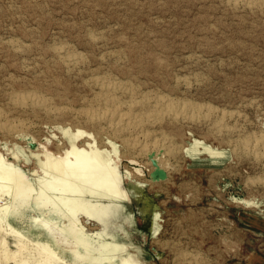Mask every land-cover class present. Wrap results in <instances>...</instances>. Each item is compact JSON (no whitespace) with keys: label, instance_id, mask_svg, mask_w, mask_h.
Wrapping results in <instances>:
<instances>
[{"label":"rangeland","instance_id":"1","mask_svg":"<svg viewBox=\"0 0 264 264\" xmlns=\"http://www.w3.org/2000/svg\"><path fill=\"white\" fill-rule=\"evenodd\" d=\"M227 1L0 0V120L3 123L7 121L6 123L18 124L22 128V131L13 135L0 131V154L6 162L22 170L36 185L38 175L44 176L35 156L39 155L40 159L45 161L40 144L52 152H63L70 148L71 136L84 132L85 134L78 138L79 146L97 145L111 154L113 146L117 148L118 155L113 157L115 160L120 159V170L116 174L112 167L113 162L108 168L115 181L112 189L118 191L122 199H113L107 191L95 193V197L91 196L90 191H83L80 192L81 196L79 193L77 197L73 194L72 198L71 195L64 207V212L73 218L76 217L74 220L85 229L95 231L93 234L89 233L91 236L88 238L92 259H103L101 256L111 259L125 248L123 253L134 254L146 264H264V1ZM247 3H250L249 8ZM55 45H64L71 49L73 54L82 56L81 59L85 60H81L80 68H69L53 53ZM155 58L159 60L153 61ZM121 60L123 62H120ZM108 66L115 69L111 70ZM53 69H56L55 72ZM87 71L92 76L89 72L86 74ZM124 71H127V75ZM38 73L41 76H38ZM60 73L63 77L67 74L64 77L66 79ZM103 76L112 78L113 81H121L134 92L137 91L135 100L167 96L183 103L192 102L191 104L197 105V109L204 107V110L198 111L199 122H194L193 125L192 122H181L182 124L173 123V126L171 122L165 121L150 129L157 133V139L163 145V153L171 150L166 154V157L171 156L167 157L169 164L163 165L166 179L154 176L159 169L152 165L149 154L139 153L127 147L126 140L132 138L131 134L113 135L104 129L103 124L95 125L83 116L88 109L101 110L102 104L97 101L100 89L94 79ZM161 76L165 83L162 82ZM12 79L16 80V84ZM154 79L158 81L155 83ZM151 84L152 86H149ZM34 86L38 88L35 89ZM147 89H152L150 94ZM170 89L173 90L168 93ZM30 91L45 97L49 105L52 103V108H61L62 114L55 117L42 111L22 109L27 112L25 114L20 108H13L11 98L17 93ZM53 91H56V94ZM118 96L122 102L130 100L128 96ZM209 106H212V109ZM208 107L211 113L207 112ZM140 109L136 113L142 114L141 116L152 111L148 105ZM220 115H223V118ZM202 117L206 121L201 120ZM215 125L221 126L222 131L216 129ZM184 133L185 137L182 135ZM258 140L259 148L255 149ZM249 145L251 147L247 148ZM203 146L224 156L209 157ZM246 151L250 155L246 154ZM191 155H196L199 160L205 162L194 164ZM257 155L262 159H258ZM215 160L219 162L214 164ZM136 168L142 171L140 176L134 172ZM126 170L132 173V177H125ZM9 193L8 189L1 193L0 205L12 202L13 198ZM76 198L78 200H75ZM57 200L60 205L62 201L59 198ZM246 202L252 206L248 207ZM76 204L78 206H75ZM61 205L63 206L62 203ZM99 221L101 224L98 226L95 222ZM11 249L15 250L12 242ZM61 257L65 258L66 255L61 254Z\"/></svg>","mask_w":264,"mask_h":264},{"label":"bare ground","instance_id":"2","mask_svg":"<svg viewBox=\"0 0 264 264\" xmlns=\"http://www.w3.org/2000/svg\"><path fill=\"white\" fill-rule=\"evenodd\" d=\"M227 1V0H226ZM236 1V0H235ZM254 1V0H253ZM264 1V0H263ZM228 2V1H227ZM240 2V1H239ZM246 2V0H245ZM224 3V2H223ZM234 3V2H233ZM236 3V2H235ZM242 3V2H241ZM259 3V2H258ZM263 3V2H262ZM229 4V3H226ZM237 4V3H236ZM26 5V4H24ZM239 5V3H238ZM237 5V6H238ZM243 5V4H242ZM245 5V3H244ZM248 8L250 3H247ZM30 6V5H29ZM234 6V4H233ZM240 6V5H239ZM23 7V6H22ZM241 7V6H240ZM243 7V6H242ZM255 7V6H253ZM257 7V6H256ZM255 7V8H256ZM26 8V7H25ZM251 8V7H250ZM264 8V6H263ZM230 9V8H229ZM243 9V8H241ZM259 9V8H258ZM23 10V9H22ZM26 12L28 11L27 9ZM253 10V9H252ZM256 10V9H255ZM237 11V10H236ZM242 11V10H241ZM250 11V10H249ZM25 12V13H26ZM234 12V11H233ZM239 12V11H238ZM237 12V13H238ZM244 12V11H242ZM248 12V11H247ZM255 13V11H253ZM24 13V12H23ZM253 13V14H254ZM258 14V12L256 11ZM25 32V31H24ZM27 34V33H26ZM32 33H30L31 36ZM89 34V33H88ZM97 34V33H96ZM99 34V33H98ZM25 35V34H24ZM95 36V35H94ZM99 37V36H98ZM15 38V37H14ZM90 38V37H89ZM97 38V36H96ZM4 39V38H3ZM9 39V38H8ZM19 39V38H18ZM100 39V38H98ZM7 41V39H5ZM58 40V39H57ZM101 40V39H100ZM103 40V39H102ZM36 41V40H35ZM60 41V40H59ZM58 41V42H59ZM99 40H97L98 42ZM3 42V41H2ZM10 42V41H9ZM17 42V41H16ZM54 42V41H53ZM58 42H55L58 44ZM63 42V41H61ZM101 42V41H99ZM105 42V41H102ZM101 42V43H102ZM8 43V42H7ZM33 43V42H32ZM64 43V42H63ZM89 43V42H88ZM108 44V42H105ZM35 44V42H34ZM54 44V43H53ZM6 45V44H5ZM8 45V44H7ZM43 45V44H42ZM65 45V44H64ZM64 45H55L53 48V53L56 54L62 61H64L69 68L76 69L78 66H81V57L80 55L73 54L70 52L71 49ZM105 46V44H103ZM16 46V45H15ZM28 46V45H27ZM33 46V45H32ZM38 46V45H36ZM35 46V47H36ZM94 47V45H92ZM91 46V48H92ZM107 46V45H106ZM4 47V46H3ZM20 47V46H18ZM8 48V47H7ZM6 48V49H7ZM22 48V47H21ZM37 48V47H36ZM40 48V47H39ZM43 48V47H42ZM96 48V47H95ZM4 49V48H3ZM9 49V48H8ZM38 49V48H37ZM90 49V48H89ZM94 49V48H92ZM99 49V48H98ZM97 49V50H98ZM27 50V49H26ZM33 50V49H32ZM31 50V51H32ZM42 50V49H41ZM76 50V49H74ZM20 51V50H19ZM35 51V50H33ZM79 51V50H78ZM91 51V49H90ZM10 52V51H9ZM36 52V51H35ZM41 52V51H40ZM77 52V51H76ZM80 52V51H79ZM95 52V51H94ZM100 52V49H99ZM103 52V51H102ZM101 52V53H102ZM105 52V51H104ZM103 52V53H104ZM112 52V51H111ZM117 52V51H116ZM116 52H113L114 54ZM12 53V52H11ZM24 53V52H22ZM21 53V54H22ZM102 53V54H103ZM126 53V52H125ZM124 53V54H125ZM27 54V53H26ZM31 54V53H30ZM33 54V53H32ZM86 54V53H85ZM94 54V53H93ZM96 54V53H95ZM100 54V53H98ZM117 54V53H116ZM119 54V53H118ZM117 54V55H118ZM128 54V53H127ZM53 55V54H52ZM92 55V52L91 54ZM89 55V56H90ZM108 55V54H107ZM113 55V54H112ZM116 55V56H117ZM25 56V54H24ZM23 56V57H24ZM28 56V54L26 55ZM55 56V57H56ZM97 56V55H96ZM102 56V55H101ZM100 56V57H101ZM105 56V55H104ZM121 56V55H120ZM119 56V57H120ZM21 57V56H19ZM22 57V60H23ZM110 58V56H108ZM113 57V56H112ZM125 57V56H124ZM137 57V56H136ZM141 57V55H140ZM147 57V56H146ZM25 58V57H24ZM34 58V57H33ZM37 60V57H35ZM49 58V57H48ZM53 58V57H52ZM57 58V57H56ZM58 58V59H59ZM88 59L90 57H87ZM117 58V57H116ZM122 58V56L120 57ZM129 58V57H128ZM54 59V58H53ZM57 59V60H58ZM91 59V58H90ZM96 59V58H94ZM100 59V58H99ZM108 59V58H107ZM126 59V57H125ZM125 59H122L125 61ZM130 59V58H129ZM136 59V58H135ZM138 59V58H137ZM143 59V58H142ZM147 59V58H146ZM155 58L153 61H157L159 59ZM25 60V59H24ZM29 60V59H28ZM85 60V59H84ZM82 60V61H84ZM93 60V58H92ZM98 60V59H97ZM97 60L95 61L97 63ZM110 62L111 59H109ZM120 60V59H119ZM120 62H123V61ZM131 60V59H130ZM40 61V60H39ZM42 61V60H41ZM46 61V60H45ZM44 61V62H45ZM99 61V60H98ZM132 61V60H131ZM136 61V60H135ZM145 61V60H144ZM143 61V62H144ZM147 61V60H146ZM152 61V60H151ZM49 62V61H46ZM56 62V61H54ZM107 62V61H106ZM109 62V61H108ZM115 62V61H114ZM119 62V61H118ZM119 62V63H120ZM154 62V63H155ZM26 63V62H25ZM29 63V62H28ZM32 63V62H31ZM34 63V62H33ZM42 63V62H41ZM86 63V62H85ZM84 63V64H85ZM126 63V62H125ZM129 63V62H128ZM138 63V62H137ZM141 63V62H140ZM159 63V62H158ZM36 64V63H35ZM49 64V63H48ZM57 64V63H56ZM102 64V63H101ZM111 64V63H110ZM118 64V63H117ZM116 64V65H117ZM145 64V63H144ZM31 65V64H30ZM60 65V64H59ZM103 65V64H102ZM105 65V64H104ZM108 65V64H107ZM125 65V64H123ZM134 65V64H133ZM136 65V64H135ZM157 65V64H156ZM48 66V65H47ZM79 66V68H80ZM89 66V65H87ZM131 66V65H130ZM139 66V63H138ZM144 66V65H143ZM46 67V66H44ZM109 68L112 66H108ZM118 66H116L117 68ZM124 67V66H123ZM150 67V66H149ZM155 67V66H154ZM161 68V66H159ZM167 68V66H165ZM30 68V67H29ZM34 68V67H33ZM38 68V67H36ZM41 68V67H40ZM53 68V66H52ZM56 68V67H55ZM60 68V67H59ZM94 68V67H92ZM125 68V67H124ZM131 68V67H130ZM137 68V67H135ZM158 68V67H157ZM158 68V69H160ZM39 69V68H38ZM37 69V70H38ZM50 69V68H48ZM83 69V68H82ZM88 69V68H87ZM107 69V68H106ZM111 70H114L110 68ZM146 69V68H145ZM153 69V68H152ZM156 69V67H155ZM165 69V68H164ZM25 70V69H24ZM33 70V69H32ZM35 70V68H34ZM47 70V69H46ZM55 72L56 69H53ZM59 70V69H58ZM63 70V69H62ZM65 70V68H64ZM102 70V69H101ZM99 70V71H101ZM124 70V69H123ZM142 70V68H141ZM140 69L138 70L141 71ZM150 70V68H148ZM147 70V71H148ZM162 70V68H161ZM28 71V70H27ZM30 71V69H29ZM28 71V72H29ZM50 71V70H49ZM60 71V70H59ZM66 71V70H65ZM85 71V70H84ZM109 71V69H108ZM121 71V69H120ZM128 71V70H127ZM126 71V72H127ZM130 71V70H129ZM151 71V70H150ZM158 70H155V72ZM163 71V70H162ZM182 71V70H180ZM51 72V71H50ZM51 72V74L53 73ZM58 71H56L57 74ZM89 71H87L86 74H88ZM96 73V70L94 71ZM93 72V74H94ZM111 72V71H110ZM119 72V69H118ZM125 72V71H124ZM125 72V73H126ZM131 72V71H130ZM133 72V71H132ZM135 72V71H134ZM168 72V71H166ZM27 73V72H26ZM31 73V71H30ZM29 73V74H30ZM35 73V72H34ZM33 73V74H34ZM48 74V72L46 71ZM44 72V74H46ZM63 73V72H62ZM62 73H60L62 75ZM74 73V71H73ZM77 74V72H75ZM80 73V72H79ZM83 73V72H81ZM90 73V72H89ZM103 73V71H101ZM107 73V72H105ZM113 73V72H111ZM140 73V72H139ZM143 74V72H141ZM159 73V72H158ZM161 73V72H160ZM25 74V73H24ZM42 74V73H41ZM46 74V75H47ZM59 74V73H58ZM85 74V75H86ZM91 74V73H90ZM99 74V73H98ZM96 73V75H98ZM110 74V73H109ZM116 74H118L116 72ZM147 77L146 73H144ZM23 75V74H22ZM27 75V74H26ZM32 75V74H30ZM40 73H38V76ZM121 75V73L119 74ZM118 75V76H119ZM127 75V73H126ZM141 75V74H140ZM159 75V74H158ZM165 75V74H162ZM171 75V74H170ZM41 76V75H40ZM60 76V75H59ZM67 76V74L65 75ZM64 76V77H65ZM71 76V75H70ZM74 76V75H73ZM77 76V75H76ZM87 76V75H86ZM89 76V75H88ZM92 76V74H91ZM101 76V74H100ZM124 76V74L122 75ZM143 76V75H142ZM144 76V77H145ZM152 76V74H151ZM150 76V77H151ZM155 76V75H154ZM166 76V75H165ZM168 76V75H167ZM173 76V74H172ZM184 76V75H183ZM11 77V76H10ZM21 77V76H20ZM35 77V76H34ZM45 77V76H43ZM42 77V80H44ZM55 77V75H54ZM63 77V75H62ZM63 77V78H64ZM72 77V76H71ZM117 77V76H116ZM125 77V76H124ZM132 77V76H131ZM138 77V76H137ZM148 77V78H150ZM157 77V75H156ZM160 77V76H159ZM174 77V76H173ZM172 77V78H173ZM9 78V76H8ZM28 78V77H27ZM26 78V79H27ZM59 78V77H58ZM83 78V77H82ZM90 78V77H89ZM130 78V77H129ZM135 78V76H134ZM133 78V79H134ZM171 78V79H172ZM194 78V77H193ZM25 79V80H26ZM37 79V78H34ZM61 79V78H60ZM66 79V78H64ZM63 79V81H64ZM112 79V78H111ZM109 79L108 77H96L94 79V83L96 86L99 87L100 93L99 96H97V101L102 104V108L99 111H88L86 110L83 113V116L87 118V120L95 125L97 124H103L104 129L108 132H111L113 135H122V134H131L132 138L127 139V147L138 151L139 153H144L151 157V163L152 165L162 171H166L164 169V164L167 163V156L166 154L169 153L171 150H167L166 154H164V149L161 147L163 146L160 144L159 139H157V133L150 130L151 128H155L157 124H160L162 122H171V125L173 123H189L192 122V125L194 122H199V113L198 111L204 110L203 108L197 109V105L189 103H183L179 102L175 99L169 98L167 96H161L157 98H143L144 95H142V100H135V93L132 89H130L129 86H127L125 83L113 81ZM115 79V78H114ZM137 79V78H136ZM141 79V78H140ZM145 79V78H144ZM165 80L164 78H162ZM168 79H170L168 77ZM179 79V78H178ZM188 79V78H187ZM7 80V79H6ZM11 80V79H10ZM13 80V79H12ZM58 80V79H57ZM85 80V79H84ZM92 80V79H91ZM121 80V79H120ZM146 80V79H145ZM155 83L158 81L156 79ZM177 80V79H176ZM182 80V79H181ZM190 80V78H189ZM197 80V79H193ZM1 81V80H0ZM14 81V80H13ZM16 81V80H15ZM14 81V83H15ZM19 81V80H18ZM17 81V82H18ZM33 81V80H32ZM60 81V80H59ZM134 81V80H133ZM153 81V80H151ZM168 81V80H167ZM170 81V80H169ZM173 81V80H172ZM184 81V80H182ZM188 81V80H187ZM11 82V81H10ZM23 82H26L23 80ZM30 81H28L29 83ZM55 82V81H54ZM53 82V83H54ZM126 82V81H125ZM138 82L135 81V83ZM161 82V83H162ZM13 83V82H11ZM22 83V81H21ZM20 83V86H21ZM37 83V82H36ZM39 83V81H38ZM51 83V82H50ZM85 83V82H84ZM83 83V84H84ZM151 83V82H150ZM160 83V82H159ZM165 83V82H164ZM176 83V82H175ZM180 83V82H179ZM182 83V82H181ZM193 83V82H192ZM8 84V83H7ZM16 84V83H15ZM23 84V83H22ZM32 84V83H31ZM45 84V82H44ZM61 84V83H60ZM144 84V83H142ZM141 84V85H142ZM149 84V83H148ZM147 84V85H148ZM201 84V83H200ZM33 85V84H32ZM43 84H41L42 86ZM46 85V84H45ZM57 85V84H56ZM155 86V84H153ZM168 85V84H167ZM183 85V83H182ZM195 85V84H194ZM197 85L198 82H197ZM2 86V85H1ZM8 85H5V87ZM50 86V84H49ZM48 86V87H49ZM54 86V85H52ZM62 86H64L62 84ZM94 86V85H93ZM146 86V85H145ZM149 86H152L149 85ZM161 86V85H160ZM171 86V85H170ZM170 86L168 88H170ZM173 86V85H172ZM176 86V85H175ZM186 86V85H185ZM192 87V85H190ZM200 86V85H199ZM4 87V88H5ZM25 89L26 85L24 86ZM29 87H31L29 85ZM40 87V85H39ZM65 87V86H64ZM132 87V86H131ZM136 87V86H135ZM143 87V86H142ZM148 86H146L147 88ZM156 87V86H155ZM188 87V86H186ZM3 88V87H1ZM16 88V87H15ZM20 88V87H19ZM35 88V86H34ZM38 88V87H37ZM35 88V89H37ZM44 88V86H43ZM55 88V87H54ZM66 88V87H65ZM84 88V87H83ZM90 88V87H89ZM93 88V87H92ZM91 88V89H92ZM97 88V87H95ZM151 88V87H150ZM173 88V87H172ZM177 88V87H175ZM179 88V87H178ZM183 88V87H182ZM8 89V88H7ZM5 89V90H7ZM30 89V88H29ZM46 89V88H45ZM45 89H43L45 91ZM48 89V88H47ZM52 90V87L50 88ZM140 89V88H139ZM143 89V88H142ZM194 89V87H193ZM3 90V89H2ZM1 90V91H2ZM12 90V89H10ZM14 90V89H13ZM23 90V89H22ZM55 90V89H54ZM62 90V89H61ZM138 90V89H136ZM141 90V89H140ZM145 90V89H144ZM148 90V89H147ZM146 90V91H147ZM150 90V89H149ZM148 90V91H149ZM159 90V89H158ZM171 90V89H170ZM173 90V89H172ZM172 90L168 93H171ZM178 90V89H176ZM187 90V88H186ZM25 91V90H24ZM32 91V90H31ZM23 92L20 94H16L11 98V102L13 105V108H20L22 109H28V110H34V111H42L44 113L53 115L55 117L62 114L61 108H52L49 105L48 100L43 97L42 95L38 94L37 92ZM40 92L42 90H39ZM43 91V92H44ZM59 91V90H58ZM66 91V90H64ZM152 89L150 90L149 94L151 93ZM154 91V90H153ZM166 91V90H165ZM8 92V90H7ZM12 92V91H11ZM39 92V93H40ZM42 92V93H43ZM49 92V91H46ZM54 92V91H53ZM56 92V91H55ZM54 92V93H55ZM91 92V91H90ZM140 92V91H139ZM156 92V91H155ZM160 92V91H159ZM183 92V90H182ZM188 92V91H186ZM5 93V92H3ZM9 93V92H8ZM59 93V92H58ZM57 93V94H58ZM62 93V92H61ZM60 93V94H61ZM89 93V92H88ZM96 93V91H95ZM98 93V92H97ZM138 93V92H137ZM142 93V92H141ZM141 93L140 96H141ZM163 93V92H160ZM179 93V91H178ZM184 93V92H183ZM56 94V93H55ZM59 94V95H60ZM65 93H63L64 96ZM92 94V93H91ZM145 94V93H144ZM165 94V93H164ZM173 94V93H172ZM7 95V93H5ZM4 95V96H5ZM10 95V94H9ZM12 95V94H11ZM54 95V94H53ZM97 95V94H96ZM118 95H125L130 98L127 102L120 101ZM153 95V93L151 94ZM186 95V94H185ZM184 95V96H185ZM3 96V94H2ZM3 96V97H4ZM52 96V95H50ZM57 96V95H56ZM91 96V95H90ZM94 96V95H92ZM170 96V95H169ZM183 96V95H181ZM1 97V96H0ZM48 97V96H47ZM55 97V96H53ZM61 97V96H60ZM139 97V96H138ZM179 97V96H178ZM176 95V98H178ZM188 97V96H187ZM58 99V97H56ZM126 98V97H125ZM185 98V97H184ZM9 99V98H8ZM179 99V98H178ZM188 99V98H187ZM54 100V99H53ZM62 100V99H61ZM94 100V99H93ZM184 100V99H183ZM2 100L0 99V102ZM52 101V100H51ZM65 101H67L65 99ZM5 102V101H4ZM9 102V101H8ZM7 102V103H8ZM69 102V101H68ZM81 102V101H80ZM83 102V100H82ZM81 102V103H82ZM62 102H60L61 104ZM85 103H87L85 101ZM3 104V103H2ZM1 104V105H2ZM56 104V103H55ZM70 104V103H68ZM93 104V103H92ZM95 104V100H94ZM11 105V106H12ZM59 105V104H56ZM65 105V104H63ZM62 105V106H63ZM67 105V103H66ZM79 105V104H78ZM84 105V103H83ZM87 105V104H86ZM145 105L150 106L152 111H149L146 115H139L137 114V110L141 107H144ZM208 105V104H206ZM4 106V104H3ZM69 106V105H68ZM76 106V105H75ZM98 106V105H97ZM59 107V106H58ZM78 107V106H77ZM210 107V106H209ZM207 109V112L211 113V110ZM212 107V106H211ZM210 107V108H211ZM2 108V106H1ZM8 108V107H7ZM89 108V107H88ZM97 108V107H96ZM147 108V107H145ZM6 109V108H5ZM12 109V107H11ZM19 109V110H20ZM63 109V108H62ZM68 109V108H67ZM66 109V110H67ZM79 109V108H78ZM84 109V108H83ZM212 109V108H211ZM7 110V109H6ZM15 110V109H14ZM70 110V109H69ZM75 110V109H74ZM85 110V109H84ZM141 110V109H140ZM146 110V109H145ZM216 110V109H215ZM11 111V110H10ZM9 111V112H10ZM18 111V110H16ZM71 111V110H70ZM148 111V109H147ZM214 111V110H213ZM1 112V111H0ZM5 112V111H4ZM7 112V111H6ZM19 112V111H18ZM23 112V111H22ZM25 112V111H24ZM23 112V113H24ZM73 112V111H72ZM79 112V111H78ZM81 112V111H80ZM142 112V111H141ZM204 112V111H203ZM218 112V111H217ZM236 112V111H234ZM15 113V111H14ZM17 113V112H16ZM20 113V112H19ZM27 112H25L26 114ZM34 113V112H33ZM64 113V112H63ZM68 113V112H67ZM223 113V112H222ZM238 113V112H237ZM18 114V113H17ZM42 114V113H41ZM202 114V112H201ZM200 114V115H201ZM206 114V113H205ZM215 114V112H214ZM226 114V112H225ZM223 114V115H225ZM230 114V112L228 113ZM13 115V114H12ZM24 115V114H23ZM31 115V114H30ZM35 115V114H34ZM40 115V114H39ZM46 115V114H45ZM44 115V116H45ZM77 115V114H76ZM212 115V114H211ZM217 115V114H216ZM223 115L221 116L223 118ZM2 116V115H1ZM4 116V115H3ZM22 116V115H21ZM20 116V117H21ZM25 116V115H24ZM23 116V117H24ZM29 116V112H28ZM41 116V115H40ZM42 115V117H44ZM65 116V114H64ZM75 116V115H74ZM206 116V115H205ZM229 116V115H228ZM237 116V115H236ZM8 117V116H7ZM11 117V116H10ZM35 117V116H34ZM37 117V116H36ZM39 117V116H38ZM68 117V116H67ZM70 117V116H69ZM81 117V116H80ZM226 117V116H225ZM22 118V117H21ZM50 118V117H49ZM82 118V117H81ZM207 118V117H206ZM209 118V117H208ZM207 118V119H208ZM238 118V117H237ZM241 118V116H240ZM24 119V118H23ZM71 119V118H70ZM69 119V120H70ZM76 119V118H74ZM203 117L201 118V120ZM227 119V118H226ZM49 120V119H48ZM83 120V119H82ZM205 120V119H203ZM213 120V119H212ZM217 120V119H216ZM4 121V120H3ZM14 121V120H13ZM87 121V122H88ZM206 121V120H205ZM7 122V121H6ZM3 123L0 120V131H6L8 133H17L19 131H22V128L20 125H14L10 123ZM72 122V121H71ZM166 122V123H167ZM226 122V121H225ZM229 122V121H228ZM237 122V121H236ZM75 123V122H74ZM213 122H211L212 124ZM223 122H221L222 124ZM55 124V123H54ZM68 124V123H67ZM82 124V123H81ZM80 124V125H81ZM90 124V123H89ZM220 124V125H221ZM231 124V123H230ZM83 125V124H82ZM88 125V124H87ZM167 125V124H166ZM170 125V126H171ZM185 125V124H184ZM188 125V124H186ZM32 126V125H31ZM66 126V125H65ZM75 126V124H74ZM91 126V125H89ZM162 126V125H161ZM165 126V125H164ZM168 126V125H167ZM166 126V128H167ZM169 126V127H170ZM174 126V125H173ZM179 126V125H178ZM181 126V125H180ZM196 126V125H195ZM198 126V125H197ZM199 126H202L199 124ZM212 126V125H211ZM216 126V125H215ZM232 126V124L230 125ZM35 127V126H34ZM92 127V126H91ZM148 127V128H147ZM159 127V126H157ZM177 127V126H176ZM175 127V128H176ZM206 127V126H205ZM216 129H220L222 131L221 126H216ZM94 128V127H93ZM174 128V127H173ZM172 128V130H174ZM207 128V127H206ZM238 128V127H237ZM236 128V129H237ZM88 129V127H87ZM103 129V128H102ZM158 129V128H157ZM164 129V127L162 128ZM225 129V127H224ZM223 129V130H224ZM227 129V128H226ZM169 130V129H166ZM179 130V129H178ZM177 130V132H178ZM208 130V129H206ZM27 131V129H26ZM25 131V132H26ZM90 131V130H89ZM92 131V130H91ZM96 131V127L95 130ZM180 131V130H179ZM220 131V132H221ZM102 132V131H101ZM172 132V131H171ZM232 132V131H231ZM235 132V131H234ZM24 133V132H22ZM20 133V134H22ZM98 133V132H97ZM161 133V132H160ZM181 133V132H180ZM179 133V134H180ZM193 133V132H192ZM222 133V132H221ZM220 133V134H221ZM237 133V132H235ZM242 133V132H239ZM4 134V133H3ZM19 134V133H18ZM19 134V135H20ZM84 132H78L76 136H71L69 138L70 148L65 149L63 152H52L50 151L46 146L39 145L41 148V153L43 154L45 161H42L39 157V155H35L39 161V167L42 169L43 175H38L37 178V184L35 185L33 182L30 181L29 178H27V174H25L22 170L17 168L15 165L11 163H7L5 158L0 154V198L1 193H3L5 190L10 191V197L13 198L12 202H7L4 205H0V264H146L139 259H137L136 255H132L131 253H123L122 250L120 252H117L118 254L111 255L114 258L111 259H103L95 258L92 259V251L90 249V243H89V237L91 236L89 233L93 234L95 231H89L85 229L83 225H80L75 218H73L72 215H69V213H65V205H67V202L70 198V196L73 198V194L75 197L76 195H80V192L83 193V191H90L91 196L95 193H100L101 191H107L113 199H122V195L118 192L112 189L113 184H115V181L113 179V175H111V171L108 167H110L111 162H113L112 167L114 171L117 172L120 170V159L117 158V160L114 159L113 155L117 156V148L113 146V154L109 152L108 150H103L102 148L98 147L97 145H90L88 147L79 146L77 145L78 138L83 136ZM185 134L184 135L185 137ZM204 134H208L205 133ZM219 134V135H220ZM225 133H223L224 135ZM233 134V133H232ZM231 134V135H232ZM243 134V133H242ZM240 134V135H242ZM6 135V134H5ZM29 135V134H28ZM99 135V134H97ZM181 135V134H180ZM211 135V134H210ZM226 135V134H225ZM228 135V133H227ZM239 135V136H240ZM260 135H263L260 133ZM259 135V136H260ZM100 136V135H99ZM127 136V135H126ZM238 136V135H237ZM251 136V135H250ZM255 136V135H254ZM91 137V136H89ZM130 137V136H129ZM175 137V136H173ZM182 137V136H181ZM209 137V136H207ZM234 137V136H233ZM246 137V136H245ZM99 138V137H98ZM167 138V136H166ZM171 138V136H170ZM180 138V137H178ZM204 138V137H203ZM227 138V137H226ZM232 138V136L230 137ZM252 138V137H251ZM255 140V137H253ZM257 138V137H256ZM262 138V137H261ZM86 139V138H85ZM100 139V138H99ZM163 139V137H162ZM177 139V138H176ZM223 140V138H221ZM225 139V137H224ZM229 139V138H228ZM235 139V138H234ZM264 139V138H262ZM227 140V139H226ZM233 140V139H232ZM246 140V139H245ZM83 141V140H82ZM165 141V138H164ZM167 141V140H166ZM253 141V140H252ZM264 141V140H263ZM117 142V141H116ZM123 142V140H122ZM222 142V141H221ZM226 142V141H225ZM245 142V141H244ZM262 142V141H260ZM89 143V142H88ZM165 143V142H164ZM224 143V142H223ZM247 143V142H246ZM250 143V142H249ZM263 143V142H262ZM171 144V143H168ZM180 144V143H179ZM219 144V143H218ZM239 144V143H238ZM64 145V144H63ZM226 145V144H224ZM244 145V144H242ZM246 145V144H245ZM171 146V145H168ZM264 146V144H262ZM261 146V147H262ZM166 147V146H165ZM178 147V146H177ZM251 147L250 145L247 147ZM254 148V146H252ZM259 148V140L256 141L255 149ZM60 148V147H59ZM171 148V147H170ZM204 151H206L211 156H224L222 153L218 151H214L213 149L209 147H202ZM243 148V146H242ZM58 149V148H57ZM198 149V148H197ZM263 149V148H262ZM62 150V149H61ZM199 150V149H198ZM235 150V149H234ZM233 150V151H234ZM237 150V149H236ZM246 150V149H245ZM253 150V149H252ZM261 150V149H260ZM264 150V149H263ZM254 151V150H253ZM252 151V152H253ZM195 152V151H194ZM246 154H249L248 151H246ZM251 152V151H250ZM172 153V152H171ZM170 153V154H171ZM179 153V152H178ZM196 153V152H195ZM234 153V152H233ZM256 153V152H255ZM259 153V152H258ZM257 153V154H258ZM173 154V153H172ZM250 155V154H249ZM256 157V154H254ZM192 162L194 164H201L205 161L199 160L196 155L192 156ZM258 159L264 157V152L262 154V157L258 156ZM139 158V157H138ZM178 158V157H177ZM248 158V157H247ZM250 158V156H249ZM220 159V158H219ZM222 159V158H221ZM254 159V158H253ZM251 160V159H249ZM257 160V159H254ZM264 160V158H263ZM131 162H134L133 160H130ZM260 161V160H259ZM219 162V160H215L213 162L214 164ZM149 163V164H151ZM258 163V162H257ZM122 165V164H121ZM165 165V166H166ZM169 166V165H168ZM260 166V165H259ZM175 167V166H174ZM168 168V167H167ZM166 168V169H167ZM171 169V168H170ZM175 169V168H174ZM135 173H137L139 176L142 173V171L138 168L134 169ZM172 170V169H171ZM170 172V171H168ZM37 173V171H36ZM142 176V175H141ZM117 177V176H116ZM125 177L128 179L132 177V173L128 170L125 171ZM51 178V180H50ZM255 183V182H254ZM260 183V182H258ZM167 185V184H166ZM254 185V184H253ZM264 185V184H263ZM169 187V186H168ZM86 193V192H85ZM58 195V197H56ZM78 195V196H79ZM82 195V194H81ZM80 195V196H81ZM90 195V194H89ZM84 197V196H83ZM89 196H87L88 198ZM95 197V196H94ZM59 198L63 204V206L58 204ZM71 198V200H72ZM10 200V199H9ZM74 200V199H73ZM75 200H78L77 198ZM81 200V199H80ZM81 202V201H79ZM75 203V201H73ZM3 204V203H1ZM70 204V202H69ZM247 206H252L251 203L246 202ZM75 206H78L76 204ZM74 209V208H72ZM67 210V209H66ZM75 211V210H74ZM69 212V211H67ZM71 212V211H70ZM76 216V215H75ZM252 219V218H251ZM66 221V222H65ZM96 221V220H94ZM264 222V221H263ZM96 225L99 226L101 224V221L95 222ZM99 231V230H98ZM87 232V233H86ZM96 235V234H95ZM101 235V234H100ZM93 237V236H92ZM11 242L13 246L15 247V250L11 249ZM233 244V243H232ZM58 245V246H56ZM105 247V246H104ZM123 247V246H122ZM103 249V248H102ZM233 249V248H232ZM61 254H65L66 257H61ZM92 254V255H91ZM115 254V253H113ZM96 256V255H95ZM234 256V255H233ZM237 256V255H235ZM97 257V256H96ZM100 257V256H98ZM98 259V260H96ZM100 259V260H99ZM204 262V261H203Z\"/></svg>","mask_w":264,"mask_h":264},{"label":"water","instance_id":"3","mask_svg":"<svg viewBox=\"0 0 264 264\" xmlns=\"http://www.w3.org/2000/svg\"><path fill=\"white\" fill-rule=\"evenodd\" d=\"M154 176L158 177V178H160L162 180L166 179V173L164 171H162V170H156Z\"/></svg>","mask_w":264,"mask_h":264}]
</instances>
